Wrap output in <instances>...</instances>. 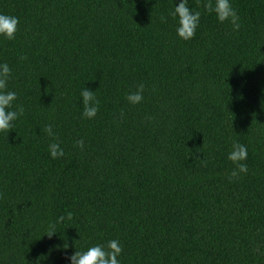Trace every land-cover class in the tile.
<instances>
[{
    "label": "trees",
    "instance_id": "16d2710c",
    "mask_svg": "<svg viewBox=\"0 0 264 264\" xmlns=\"http://www.w3.org/2000/svg\"><path fill=\"white\" fill-rule=\"evenodd\" d=\"M204 2L188 0L201 17L184 41L180 0H0L20 21L0 64L25 110L0 132V264H71L113 239L120 264H264V0H230L238 31ZM234 142L248 173L230 180Z\"/></svg>",
    "mask_w": 264,
    "mask_h": 264
},
{
    "label": "clouds",
    "instance_id": "9594fccd",
    "mask_svg": "<svg viewBox=\"0 0 264 264\" xmlns=\"http://www.w3.org/2000/svg\"><path fill=\"white\" fill-rule=\"evenodd\" d=\"M203 8L207 13H214L219 23L230 24L233 31H238L241 28L240 17L236 9L232 6L230 0H205ZM173 18L178 20V27L176 28L177 36L188 41L194 38L196 30L200 24L201 13L193 11L188 6V0H180L178 6L170 13ZM161 21L166 22L165 17L161 16ZM19 18L0 14V36L6 40H14L18 32ZM21 60L27 59L26 56L20 57ZM12 75V71L7 63L0 64V132L8 133L14 127V122L24 115V108L22 105L16 106L14 109V102L17 100V93L8 90V81ZM144 85L139 84L135 92H131L126 96V100L136 105L143 101ZM83 112L82 115L86 119H94L99 112L100 101L95 96V91L84 88L81 91ZM123 111L120 116L123 117ZM44 132L51 138L48 146L49 154L53 159H59L65 155L63 148L60 146L58 136L53 132V126L48 124L44 128ZM75 146L83 149V139L77 140ZM248 152L245 145L238 142L232 144V151L228 154V159L234 165L230 173L231 179H239L240 174L248 173V166L245 163ZM0 193V197H2ZM67 218L72 219V213L68 212L67 216H60L56 223H61ZM55 232V224H50L47 231V236L51 237ZM68 247L67 244L64 245ZM123 252V247L118 240H110L106 245L97 244L89 247L86 251L73 253L69 259L71 264H120L118 257Z\"/></svg>",
    "mask_w": 264,
    "mask_h": 264
}]
</instances>
